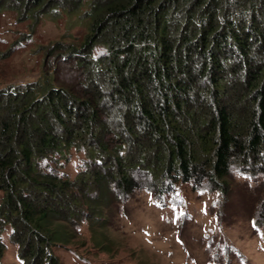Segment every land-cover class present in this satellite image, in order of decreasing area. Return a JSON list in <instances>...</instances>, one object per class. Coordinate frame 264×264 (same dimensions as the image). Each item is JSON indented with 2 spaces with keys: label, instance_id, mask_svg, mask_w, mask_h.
I'll return each instance as SVG.
<instances>
[{
  "label": "trees",
  "instance_id": "1",
  "mask_svg": "<svg viewBox=\"0 0 264 264\" xmlns=\"http://www.w3.org/2000/svg\"><path fill=\"white\" fill-rule=\"evenodd\" d=\"M2 12L31 32L45 18L69 29L33 80L0 88V264L7 226L26 264H60L54 248L83 223L110 251L121 197L180 183L226 196L234 162L264 164V0H0Z\"/></svg>",
  "mask_w": 264,
  "mask_h": 264
},
{
  "label": "rangeland",
  "instance_id": "2",
  "mask_svg": "<svg viewBox=\"0 0 264 264\" xmlns=\"http://www.w3.org/2000/svg\"><path fill=\"white\" fill-rule=\"evenodd\" d=\"M25 23L12 12L0 13V88L33 80L44 46L69 29L64 19L45 18L34 32ZM59 77L71 79L65 69ZM82 162V153L73 152L59 170L73 178ZM227 180L226 196L180 183L160 198L145 189L121 197L107 229L109 252L92 245L83 223L75 243L54 254L60 264H264V164L234 162ZM10 231L7 226L1 233V264H26Z\"/></svg>",
  "mask_w": 264,
  "mask_h": 264
}]
</instances>
